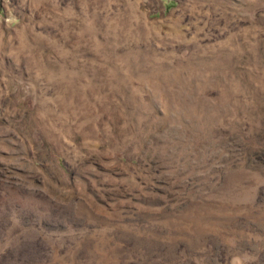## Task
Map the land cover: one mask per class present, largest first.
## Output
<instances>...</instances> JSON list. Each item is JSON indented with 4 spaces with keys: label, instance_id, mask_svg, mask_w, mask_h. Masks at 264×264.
Listing matches in <instances>:
<instances>
[{
    "label": "rangeland",
    "instance_id": "1",
    "mask_svg": "<svg viewBox=\"0 0 264 264\" xmlns=\"http://www.w3.org/2000/svg\"><path fill=\"white\" fill-rule=\"evenodd\" d=\"M0 264H264V0H0Z\"/></svg>",
    "mask_w": 264,
    "mask_h": 264
}]
</instances>
